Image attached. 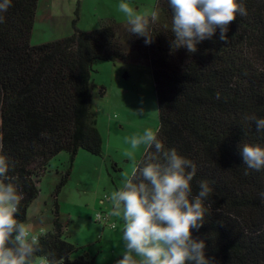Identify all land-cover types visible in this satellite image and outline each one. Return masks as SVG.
<instances>
[{
    "label": "trees",
    "instance_id": "trees-1",
    "mask_svg": "<svg viewBox=\"0 0 264 264\" xmlns=\"http://www.w3.org/2000/svg\"><path fill=\"white\" fill-rule=\"evenodd\" d=\"M243 3L247 16L229 25L227 42L217 29L189 53L171 46L168 0H156L160 18L150 23L151 44L112 21L87 31L72 23L68 36L31 44L38 0H12L0 13V138L14 163L8 175L23 194L17 219L26 222L53 157L67 153L71 164L79 150L102 155L91 106L94 62L144 59L151 62L159 138L196 164L193 195L201 180L213 188L205 224L193 236L206 240L205 254L215 264H264V170L245 175L239 149L264 145V131L246 119L264 118V0ZM69 173L70 167L53 191L52 229L36 235V263L54 254L64 264H95L85 251L72 256L79 248L63 233L57 198Z\"/></svg>",
    "mask_w": 264,
    "mask_h": 264
},
{
    "label": "clouds",
    "instance_id": "clouds-1",
    "mask_svg": "<svg viewBox=\"0 0 264 264\" xmlns=\"http://www.w3.org/2000/svg\"><path fill=\"white\" fill-rule=\"evenodd\" d=\"M12 0H0V13L7 12ZM171 18V46L197 51V45L211 39L219 29V39L227 42L229 25L239 16H247L243 0H168ZM129 31L153 42L150 23L160 18L158 7L138 12L127 2L118 5ZM4 16L0 15V23ZM219 96V94H217ZM158 110V109H157ZM144 112L137 109L138 115ZM255 122L257 132L264 131V118L246 117ZM130 150L126 156L135 158L136 151L144 146V158L134 167L119 190L108 197L111 203L109 216L123 221L125 250L115 264H215V258L206 256L205 239L193 236V230L205 224L206 206L213 188L209 181L198 182L199 191L193 195L191 182L196 176V164L181 155L175 147L167 148L159 138V129L148 128L143 134L128 139ZM154 149V151H153ZM245 175L248 170H264V145H239ZM14 167L12 160L3 154L0 138V264H36L40 250L30 225L17 219L23 194L14 177L8 175ZM264 201V192L260 193ZM40 264H64L54 254L41 257Z\"/></svg>",
    "mask_w": 264,
    "mask_h": 264
},
{
    "label": "rangeland",
    "instance_id": "rangeland-1",
    "mask_svg": "<svg viewBox=\"0 0 264 264\" xmlns=\"http://www.w3.org/2000/svg\"><path fill=\"white\" fill-rule=\"evenodd\" d=\"M121 2L129 3L138 12H148L155 7L156 0H38L30 43L66 37L73 31L72 23L82 31L97 28L104 22L127 24L125 15L118 8ZM151 70V62L144 59L96 60L93 64L91 106L102 136L103 156L79 150L69 179L70 186H65L60 194V222L64 236L79 248L72 256L85 251L94 257L95 264H115L125 250L123 221L109 216L112 206L107 200L112 191L122 187L124 179L144 154V146H141L134 159L127 157L128 139L143 134L145 129L156 130L158 127ZM140 108L144 112L138 115L136 111ZM47 181L38 185L40 197L48 193ZM76 187L80 190L73 193ZM63 193L69 194L65 200H61ZM100 198L106 202L101 203ZM99 211L115 221L116 227L96 222L94 218ZM52 218L51 206L43 207L37 220L32 217L29 207L25 224L40 221L48 225Z\"/></svg>",
    "mask_w": 264,
    "mask_h": 264
},
{
    "label": "crops",
    "instance_id": "crops-1",
    "mask_svg": "<svg viewBox=\"0 0 264 264\" xmlns=\"http://www.w3.org/2000/svg\"><path fill=\"white\" fill-rule=\"evenodd\" d=\"M39 43H42V42H39ZM39 43H37V44H39ZM33 44H35V43H33ZM88 154H90V153H88ZM90 155H92V154H90ZM100 156L102 157L103 153ZM74 160H75V157L70 164V157L67 153H59L58 156L56 155V157H54L50 160L46 172L40 177V179L38 181V185H39V183L41 181L48 180L47 181L49 184L48 193L42 195V197H40L41 194L38 193L37 197L33 200V202L29 206L30 212H31L32 217L34 219L37 220L38 215H40L42 212V208L43 207L46 208L47 206L48 207L51 206V214L54 218V215H53V203H54L53 191H54L56 184L58 183L61 176L63 175V173L67 170L68 167H70V173H69L67 182L59 191L58 198H57L58 205H59V219H61V212H60L61 204H60L59 198H60V194H61L62 189L65 186H70L69 179L71 178V175H72V168H73ZM77 190H80V189L78 187H76L75 190L73 189V193H75ZM96 191H98V190H96ZM39 192H40V190H39ZM63 194H64L63 195L64 197L63 198L61 197V200H65V196L69 195L67 193H63ZM100 199H101L100 200L101 203L106 202L102 198H100ZM107 201L109 202V200H107ZM53 218H52V221L48 225L42 224L40 221H36L35 223L30 224L31 229H32V235H38V234L44 233L45 231L51 230L53 227Z\"/></svg>",
    "mask_w": 264,
    "mask_h": 264
},
{
    "label": "built area",
    "instance_id": "built-area-1",
    "mask_svg": "<svg viewBox=\"0 0 264 264\" xmlns=\"http://www.w3.org/2000/svg\"><path fill=\"white\" fill-rule=\"evenodd\" d=\"M94 220L98 223L103 222L105 225L110 226L111 228L116 227V222L111 221L109 216L104 213L103 211H99L96 213ZM36 237V235H34ZM36 264H40V261H38Z\"/></svg>",
    "mask_w": 264,
    "mask_h": 264
}]
</instances>
